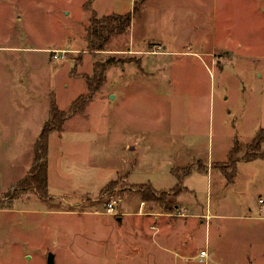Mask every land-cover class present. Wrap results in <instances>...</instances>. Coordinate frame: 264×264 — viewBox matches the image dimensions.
Wrapping results in <instances>:
<instances>
[{"label":"rangeland","instance_id":"1","mask_svg":"<svg viewBox=\"0 0 264 264\" xmlns=\"http://www.w3.org/2000/svg\"><path fill=\"white\" fill-rule=\"evenodd\" d=\"M136 1L0 0V46L8 48L0 50L2 121L10 123L5 112L13 106L3 80L9 86L23 75L36 124L37 113H50L52 97L68 111L88 94L85 77L93 75L96 63L116 61L86 109L69 116L62 134L51 136L47 198L19 185L32 158L28 139L19 140L16 164L10 149H2L0 177L16 175L19 181L0 192V264H49L51 253L56 264H206L199 257L175 263L173 257L106 255L97 229L119 217L152 225L161 213L156 222L201 226L207 220L177 210L175 191L184 192L182 185L156 191L144 182L167 186L169 169L178 166L173 172L182 178L193 167L179 164L195 162L204 170L209 159L232 175L228 155L236 146L235 159H246L264 129V0H149L126 34L113 37L106 51H89L93 12L99 18L131 13ZM16 47L33 50L13 52ZM54 50L69 51L67 58L54 59ZM22 85L18 93L25 91ZM248 170L243 166L245 179ZM132 171V181L142 184L127 182ZM191 181L206 205L208 178ZM145 185L157 198L166 197L168 209L143 198ZM112 196L119 199L116 216L105 214ZM134 205V212L149 215L124 216Z\"/></svg>","mask_w":264,"mask_h":264},{"label":"crops","instance_id":"2","mask_svg":"<svg viewBox=\"0 0 264 264\" xmlns=\"http://www.w3.org/2000/svg\"><path fill=\"white\" fill-rule=\"evenodd\" d=\"M4 49L8 48L0 46V50ZM11 49L15 50L13 52L33 50V48L25 47ZM0 80L2 79L0 78ZM19 83L23 84L20 88L25 89L24 92L18 93ZM3 86L6 91H10L9 100L13 106L11 110L5 112L11 118L10 123L0 119V135L5 138L2 143L0 141V156L2 149L5 152L9 148L11 151L9 160H14L15 164L18 163L19 140H22V143L28 139L32 158L25 166L21 180L30 173L33 167L35 144L50 118V113L45 118H41L37 113L38 120L35 124L33 96L32 92L28 91L23 75L19 81L11 82L9 86L7 80H3ZM10 130L13 133L6 136ZM33 134H35L34 137ZM10 135L13 136L10 138ZM21 135H31V138L29 136L23 138ZM6 139L9 141L6 142ZM213 162L215 161L211 162L210 159L206 161L204 170H201V167L195 162H182L179 167L192 165V172L183 175L179 180V177L173 172L174 168H178V166L169 169V185L167 186H160L155 179L144 182V184L152 183L156 191H166L179 184L182 185L185 191L177 194L176 208L185 210L189 213L188 217L207 218L201 222V226L188 224L184 221L182 224L156 222L158 215L162 213L155 214L152 225L146 222L128 221L124 217H119L121 220L117 218L116 224L110 223L97 229V242L101 243L105 254H113V257H173L176 259H173L175 263L184 257H199V260L206 264H264V208L260 203V199H264V156L253 160L240 159L237 162L236 175L232 181H229L227 176L216 166L218 162H215V165ZM260 165L261 169H256ZM243 166L249 167L246 179L244 175H241ZM132 174L133 171L128 175L127 182L133 185L142 184L132 181ZM165 175L169 174L165 173ZM2 177L3 179L0 177V192L12 189L19 181L16 175L14 179L9 177V180H6L4 175ZM193 177L203 180L208 178L206 205L204 198L199 194L201 189L191 181ZM233 194L234 197H231ZM130 203L134 204L135 202ZM136 208V205L128 206V212L123 215L126 217L149 215V213L134 212ZM8 209H12V206L2 210L7 212ZM163 209L167 208L164 206ZM199 227H201L200 230ZM78 241L76 240L75 244L80 245V240L78 239ZM95 244L97 243L95 242ZM199 246H203V248L195 254L194 247ZM202 251H207V255L201 256Z\"/></svg>","mask_w":264,"mask_h":264},{"label":"trees","instance_id":"3","mask_svg":"<svg viewBox=\"0 0 264 264\" xmlns=\"http://www.w3.org/2000/svg\"><path fill=\"white\" fill-rule=\"evenodd\" d=\"M149 0H137L134 5L133 12L127 14H111L109 16L99 18L96 12L90 19V25L87 31V43L88 50L94 53H100L107 50V45L110 40L119 35L126 34L133 22L134 16L140 15ZM116 61L110 59L106 62L98 61L94 68L92 76L88 75L85 80L88 84V94L82 95L77 98L70 106L68 111H62L57 104L56 98L52 97L50 118L46 122L39 139L35 144V157L33 167L30 173L19 182V185L23 189L35 188L41 198L48 197L49 189V149L50 138L53 134H62L64 132V126L69 116L82 113L89 102H91L94 96L101 90L107 80V71L110 66L114 65ZM264 129H261L252 144H250L249 152L245 157L247 160H253L264 156ZM238 147H234L229 154V160L233 161L235 168L232 175H225L232 181L236 175V164L239 161L235 159V155L238 153ZM192 170L187 171L184 175H188ZM181 179V176L176 174ZM143 198L145 200H160L168 209V203L165 196H156L155 190L152 186L145 185L141 189ZM155 192V193H154ZM179 191H175L178 194ZM165 193L162 192V195ZM172 207V206H171ZM173 208V207H172Z\"/></svg>","mask_w":264,"mask_h":264},{"label":"built area","instance_id":"4","mask_svg":"<svg viewBox=\"0 0 264 264\" xmlns=\"http://www.w3.org/2000/svg\"><path fill=\"white\" fill-rule=\"evenodd\" d=\"M68 52L69 51H66V50H54V51H52V53H54L53 57L56 60L67 58ZM260 203L262 204V206L264 208V199L263 198L260 199ZM118 206H119L118 197H115V196L110 197V199L108 200V203L106 204L105 214L116 216L118 214ZM152 228H154V227H152ZM206 255H207V251L201 252V256H206Z\"/></svg>","mask_w":264,"mask_h":264},{"label":"water","instance_id":"5","mask_svg":"<svg viewBox=\"0 0 264 264\" xmlns=\"http://www.w3.org/2000/svg\"><path fill=\"white\" fill-rule=\"evenodd\" d=\"M119 219L121 220V218ZM49 264H56L55 255L53 253L49 255Z\"/></svg>","mask_w":264,"mask_h":264}]
</instances>
